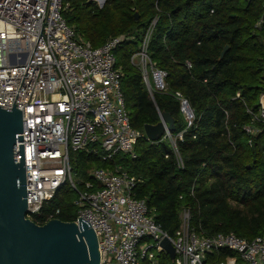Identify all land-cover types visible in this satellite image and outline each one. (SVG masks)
Segmentation results:
<instances>
[{
	"label": "trees",
	"instance_id": "16d2710c",
	"mask_svg": "<svg viewBox=\"0 0 264 264\" xmlns=\"http://www.w3.org/2000/svg\"><path fill=\"white\" fill-rule=\"evenodd\" d=\"M61 4L66 23L93 47L127 36L114 55L131 126L143 133L145 125H156L162 113L168 114L183 163L178 167L166 138L155 142L138 138L135 157L119 153L111 160H103L89 146L69 154L78 177L76 188L83 190L84 182L92 180L91 168L121 165L138 180L135 198L145 200L154 222L171 238L180 229L184 209L189 211V228L197 234L234 233L246 240L264 235V127L255 123L261 128L251 143L243 130L251 123L249 111L258 110L264 94V1L105 0L99 7L92 0H61ZM154 19L147 54L166 73V88L150 93L131 58ZM177 93L192 111L190 124ZM75 199V190L64 183L33 221L42 224L57 210L56 218L75 221ZM225 255L219 251L212 258ZM158 257L159 264L171 263L164 252Z\"/></svg>",
	"mask_w": 264,
	"mask_h": 264
},
{
	"label": "built area",
	"instance_id": "2783aa9c",
	"mask_svg": "<svg viewBox=\"0 0 264 264\" xmlns=\"http://www.w3.org/2000/svg\"><path fill=\"white\" fill-rule=\"evenodd\" d=\"M92 1L99 7L105 2ZM62 10L61 0H0V107L22 111L25 217L33 220L40 215L43 204L68 182L76 192L74 222L78 216L89 222L97 238L99 264H139L141 260L159 264L158 255L166 253L161 241L169 236L154 222L145 200L135 198L138 180L121 165L91 168L92 180L78 190V177L69 161L70 152L89 146L103 160L119 153L135 157L138 138L149 141L131 126L122 74L116 67L114 50L127 36L93 47L66 23ZM155 23L156 19L131 58L150 93L166 88V73L147 54ZM177 96L190 124L191 109ZM249 113L251 123L243 130L251 143V136L261 128L255 123L264 127V94L259 96L258 110ZM177 136L181 138L182 133ZM162 138L169 140L182 167L170 130L166 128ZM16 147L19 160L18 142ZM57 213L48 214L42 224ZM180 217V229L174 238L169 237L175 254L170 264H264V235L246 240L234 233L197 234L189 228V211L184 209ZM219 251L226 253L224 259L212 258Z\"/></svg>",
	"mask_w": 264,
	"mask_h": 264
},
{
	"label": "water",
	"instance_id": "95a60500",
	"mask_svg": "<svg viewBox=\"0 0 264 264\" xmlns=\"http://www.w3.org/2000/svg\"><path fill=\"white\" fill-rule=\"evenodd\" d=\"M227 49L225 46L220 57ZM160 117L156 125L144 126V134L151 142L160 140L164 130L173 127L168 114ZM22 129V111L0 107V264H99L96 235L83 218L78 216L77 222L54 218L38 224L25 217ZM161 246L173 260L174 247L169 237L162 239Z\"/></svg>",
	"mask_w": 264,
	"mask_h": 264
},
{
	"label": "rangeland",
	"instance_id": "374dc122",
	"mask_svg": "<svg viewBox=\"0 0 264 264\" xmlns=\"http://www.w3.org/2000/svg\"><path fill=\"white\" fill-rule=\"evenodd\" d=\"M74 174V173H73Z\"/></svg>",
	"mask_w": 264,
	"mask_h": 264
}]
</instances>
